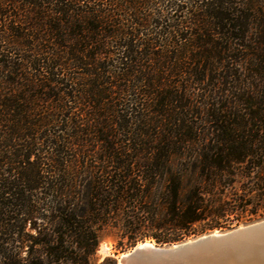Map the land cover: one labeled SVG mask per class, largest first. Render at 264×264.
I'll list each match as a JSON object with an SVG mask.
<instances>
[{
	"label": "trees",
	"instance_id": "16d2710c",
	"mask_svg": "<svg viewBox=\"0 0 264 264\" xmlns=\"http://www.w3.org/2000/svg\"><path fill=\"white\" fill-rule=\"evenodd\" d=\"M260 212L264 0H0V264Z\"/></svg>",
	"mask_w": 264,
	"mask_h": 264
},
{
	"label": "water",
	"instance_id": "95a60500",
	"mask_svg": "<svg viewBox=\"0 0 264 264\" xmlns=\"http://www.w3.org/2000/svg\"><path fill=\"white\" fill-rule=\"evenodd\" d=\"M116 264H264V220L171 246L145 243Z\"/></svg>",
	"mask_w": 264,
	"mask_h": 264
},
{
	"label": "rangeland",
	"instance_id": "374dc122",
	"mask_svg": "<svg viewBox=\"0 0 264 264\" xmlns=\"http://www.w3.org/2000/svg\"><path fill=\"white\" fill-rule=\"evenodd\" d=\"M242 183H243V181L241 180L238 184H236V186H237L236 188L238 189L241 186ZM228 198H230V196H228ZM260 215H261L260 217H256V218L252 217L250 219L249 215L244 213L241 216V218L240 217L239 218H235V219H239L240 222H237V220H234L231 223L228 222V223H226V226H227V224L228 225L231 224V225L227 226L226 229H224L222 231L215 230V231H212V232H209V233L226 232V231L235 229L237 227L246 226L248 224H252V223L264 220V213L260 212ZM204 235H207V234H204ZM201 236H203V235L196 236V237L192 236V237L188 238L187 240H185L183 242L194 240V239H196L198 237H201ZM118 243H119V236H118V234H117V232L115 230L106 229V230L102 231L100 233V244H99L98 250L96 252L97 264L102 263V261L104 259H106V258H113V259L116 260V263H117V261L124 254H127V253L131 252L134 248H137V247H139V246H141L142 244H145V243H149V244H152V245H155V246H160V245H156L154 243V241H152V240H146L144 242L137 243L135 247L124 246L123 249L120 250ZM164 246H167V245H163L161 247H164Z\"/></svg>",
	"mask_w": 264,
	"mask_h": 264
},
{
	"label": "bare ground",
	"instance_id": "6f19581e",
	"mask_svg": "<svg viewBox=\"0 0 264 264\" xmlns=\"http://www.w3.org/2000/svg\"><path fill=\"white\" fill-rule=\"evenodd\" d=\"M142 246V245H141ZM141 246H139V247H141Z\"/></svg>",
	"mask_w": 264,
	"mask_h": 264
}]
</instances>
